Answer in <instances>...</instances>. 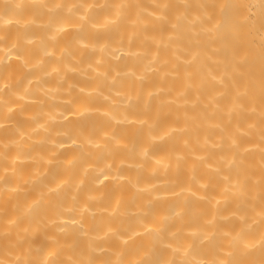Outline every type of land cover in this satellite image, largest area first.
<instances>
[{
	"label": "bare ground",
	"instance_id": "bare-ground-1",
	"mask_svg": "<svg viewBox=\"0 0 264 264\" xmlns=\"http://www.w3.org/2000/svg\"><path fill=\"white\" fill-rule=\"evenodd\" d=\"M85 2L83 26L37 0L0 5V24L9 21L0 27L9 42L0 40V144L18 140L32 157L21 164L7 151L0 174L17 193L0 196V228L35 232L62 264L91 259L93 247L106 250L97 264L113 254L134 264H264V39L233 28L226 0ZM85 111L94 115L82 120ZM61 129L97 147L118 139L89 155L57 137ZM102 160L111 174L97 188L86 169ZM81 183L78 211L62 213L71 202L52 193ZM41 195L40 225L17 221L16 207ZM57 224L68 227L58 234ZM116 228L127 245L107 238Z\"/></svg>",
	"mask_w": 264,
	"mask_h": 264
},
{
	"label": "clouds",
	"instance_id": "clouds-1",
	"mask_svg": "<svg viewBox=\"0 0 264 264\" xmlns=\"http://www.w3.org/2000/svg\"><path fill=\"white\" fill-rule=\"evenodd\" d=\"M10 0H0V5L9 3ZM41 3L49 12H55L57 9H62L66 14L76 15L80 20L81 26L89 22V8L93 5H89L85 0H75V3L72 4H56L53 7H48L44 4V0H37ZM183 2V0H181ZM102 6V5H101ZM221 12L227 14L230 22L234 29H238L240 25H246L249 30H255L256 34L264 39V30L258 28V26H264V0H226V2L221 5ZM82 13V14H81ZM209 22H211L209 20ZM9 23V21H4L0 24V27H4ZM39 26V25H38ZM221 26L220 23L216 25L217 28ZM44 27H48L44 25ZM61 28H56L55 31H61ZM54 39V37H50ZM0 40L4 41L7 45L9 42L2 36ZM34 42V39L29 38L26 40V43L31 44ZM15 43L11 44V48H16ZM3 92V89H0V93ZM118 105L123 107H128L129 105L126 101H117ZM0 106H6L5 101L0 97ZM9 112L11 109H8ZM94 115L90 111H85L80 113V118L83 120L87 117ZM114 123L119 122V119L116 115L111 117ZM53 123H63V119L52 120ZM126 123V121H124ZM4 128V124H0V130ZM37 129H43L45 132H48V129L43 124H38ZM37 129H34L37 130ZM19 131V130H18ZM57 137H63L65 141L68 142L70 146L76 147L86 154H92L93 152H99L107 149L109 144L115 146L118 137L113 134L107 138L102 145L97 147L92 139L85 141L79 134H73L69 129H61L56 132ZM79 141V142H77ZM51 142V141H49ZM91 145V147H89ZM10 147H14L17 150V158L20 159V163L29 162L32 160L31 156L24 155L21 153L23 151V145L18 140H12L9 144H0V168L4 164L9 162V157L7 151ZM55 147L57 150L60 148V144L56 143ZM147 155V154H146ZM12 164L16 163V160L11 161ZM90 171L91 175L95 177L92 181L93 185L97 188L103 183L100 180L101 175L111 174V170L107 167V160L99 161L91 169H86ZM44 174H41L40 177L35 179H30L28 181L29 187H34L38 184H42V177ZM44 187H47L46 185ZM83 187V184H62L59 185L55 191L52 193V196L59 198L63 196L65 199H68L71 203L68 207H62L60 211L62 213L76 212L79 209V204L76 201V193L80 188ZM8 193L16 194V188L7 182L6 174H0V196ZM45 203L44 195L31 204H24L22 206H17L15 209L16 220H24L30 226L40 225L41 218L37 215L38 209ZM89 214L94 215L95 213L89 209ZM175 215V213H173ZM68 225H56V232L58 234L63 233ZM158 231V230H154ZM108 239H115L122 241L124 245H127L128 241L124 240L121 235L119 228L112 230L106 233ZM235 239V237H233ZM264 248V245H261ZM249 247L246 246L243 240L239 241L238 251L241 255L247 254ZM104 248H95L93 247L89 253L91 259L80 260V261H70L69 264H97L95 257L97 255L105 254ZM0 264H62L59 260L58 254L52 251L49 247H46L42 240H37L35 232L21 231L15 224H11L7 229L0 228ZM101 264H134L132 260H125L121 256H115L113 254V259L101 262ZM135 264H149L146 256L141 257L139 260L135 261ZM161 264H168V262H161ZM182 264H194V262L184 259ZM215 264V262H214ZM229 264H232L229 261Z\"/></svg>",
	"mask_w": 264,
	"mask_h": 264
}]
</instances>
